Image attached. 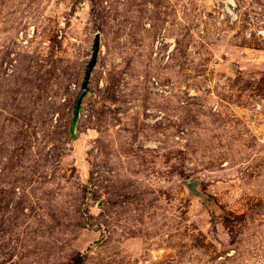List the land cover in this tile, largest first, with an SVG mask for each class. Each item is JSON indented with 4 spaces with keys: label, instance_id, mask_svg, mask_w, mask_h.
<instances>
[{
    "label": "rangeland",
    "instance_id": "1",
    "mask_svg": "<svg viewBox=\"0 0 264 264\" xmlns=\"http://www.w3.org/2000/svg\"><path fill=\"white\" fill-rule=\"evenodd\" d=\"M210 2L0 0V264H264V0Z\"/></svg>",
    "mask_w": 264,
    "mask_h": 264
},
{
    "label": "built area",
    "instance_id": "2",
    "mask_svg": "<svg viewBox=\"0 0 264 264\" xmlns=\"http://www.w3.org/2000/svg\"><path fill=\"white\" fill-rule=\"evenodd\" d=\"M251 2V0H245ZM210 11H213L216 20L215 24L218 26H232L239 20V15L243 11L241 4H238L237 0H211L209 3ZM203 19L208 18V13L204 12L202 14ZM258 35L264 39V28L258 31ZM250 36V32L247 34Z\"/></svg>",
    "mask_w": 264,
    "mask_h": 264
},
{
    "label": "water",
    "instance_id": "3",
    "mask_svg": "<svg viewBox=\"0 0 264 264\" xmlns=\"http://www.w3.org/2000/svg\"><path fill=\"white\" fill-rule=\"evenodd\" d=\"M98 52H99V35L95 34L94 42L92 44V52H91L89 61L87 62V65L85 67V73H84L83 81L81 83V89H80L79 96L77 98L75 109H74L75 117L78 115L81 101L84 98L88 90V83L90 80L91 72L96 64Z\"/></svg>",
    "mask_w": 264,
    "mask_h": 264
},
{
    "label": "trees",
    "instance_id": "4",
    "mask_svg": "<svg viewBox=\"0 0 264 264\" xmlns=\"http://www.w3.org/2000/svg\"><path fill=\"white\" fill-rule=\"evenodd\" d=\"M75 109V108H74ZM79 110H80V108H79ZM74 124V121H73V123H72V125Z\"/></svg>",
    "mask_w": 264,
    "mask_h": 264
}]
</instances>
